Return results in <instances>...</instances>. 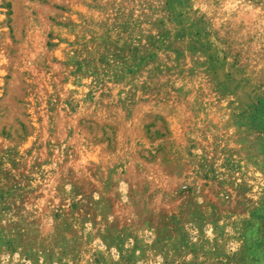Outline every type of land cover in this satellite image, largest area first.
<instances>
[{
  "label": "rangeland",
  "instance_id": "374dc122",
  "mask_svg": "<svg viewBox=\"0 0 264 264\" xmlns=\"http://www.w3.org/2000/svg\"><path fill=\"white\" fill-rule=\"evenodd\" d=\"M0 264H264V0H0Z\"/></svg>",
  "mask_w": 264,
  "mask_h": 264
},
{
  "label": "trees",
  "instance_id": "16d2710c",
  "mask_svg": "<svg viewBox=\"0 0 264 264\" xmlns=\"http://www.w3.org/2000/svg\"><path fill=\"white\" fill-rule=\"evenodd\" d=\"M6 7H8V5H6Z\"/></svg>",
  "mask_w": 264,
  "mask_h": 264
}]
</instances>
